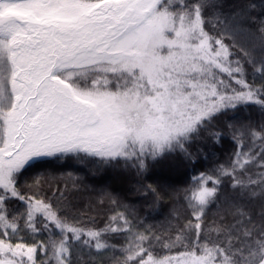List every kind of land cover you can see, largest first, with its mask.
<instances>
[{
	"label": "snow or ice",
	"instance_id": "obj_1",
	"mask_svg": "<svg viewBox=\"0 0 264 264\" xmlns=\"http://www.w3.org/2000/svg\"><path fill=\"white\" fill-rule=\"evenodd\" d=\"M215 6L0 0V264H78L77 247L118 250L123 258L115 264H264V122L228 125L233 158L215 176L193 178L197 187L185 196L192 219L174 238L136 231L122 212L103 229L83 226L69 219L59 190L47 196L39 180L24 189L18 182L33 161L66 153L143 170L148 158L186 153L216 114L249 104L264 109V21L259 48L253 37L251 48L240 49L261 78L257 86L230 58L235 38L251 33L241 14L208 20L205 10ZM210 23L219 24V35L209 34ZM221 177L236 196L224 217L206 223ZM109 233L127 243L116 249L104 239ZM154 241L175 254H155Z\"/></svg>",
	"mask_w": 264,
	"mask_h": 264
},
{
	"label": "trees",
	"instance_id": "obj_2",
	"mask_svg": "<svg viewBox=\"0 0 264 264\" xmlns=\"http://www.w3.org/2000/svg\"><path fill=\"white\" fill-rule=\"evenodd\" d=\"M212 3L216 6L205 10L208 20L214 21L216 13L222 14L221 19L241 14L245 32L251 33V36L235 38L236 46L230 49L233 53L230 58L241 62L250 83L254 81L257 86L260 85V76L254 75L253 65L245 60L240 49L251 48L249 40L253 37L259 48L264 0H212ZM219 29V24L206 25V30L212 36L219 35ZM225 42L232 44V40L227 38ZM255 55L258 57L259 51ZM255 67L261 66L257 64ZM222 78L236 87L227 77ZM241 121L253 124L264 122V109L249 104L216 114L185 146L186 153L166 152L155 159L148 158L143 170L123 161L109 163L82 153L57 154L26 166L18 177L19 186L24 189L39 180V188L47 196L59 190L64 197L62 203L71 213L69 219L74 217L83 226L103 229L115 212H122L132 221L134 230L144 232L148 229L162 240L166 237L174 238L176 230L192 219L185 196H191L197 187L193 178L201 173L215 176L221 165L228 166L236 149L228 125ZM213 133H219V139ZM249 167L253 172L259 171L254 166ZM149 187L155 192L150 191ZM208 187L212 185L208 184ZM235 196L231 180L221 177L218 197L206 209L205 222L212 223L224 217ZM104 239L116 249L127 243L123 234L109 233ZM153 245L155 254L160 256L174 255L176 252L175 248L171 251L163 249L162 243L154 241ZM75 258L78 264H115L116 260L123 257L118 250L96 253L94 250L77 247Z\"/></svg>",
	"mask_w": 264,
	"mask_h": 264
}]
</instances>
